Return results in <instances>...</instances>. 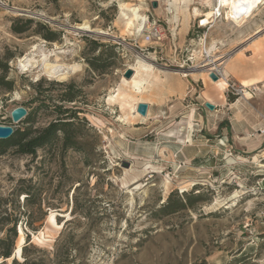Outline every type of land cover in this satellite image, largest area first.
Returning <instances> with one entry per match:
<instances>
[{"label":"rangeland","instance_id":"rangeland-1","mask_svg":"<svg viewBox=\"0 0 264 264\" xmlns=\"http://www.w3.org/2000/svg\"><path fill=\"white\" fill-rule=\"evenodd\" d=\"M121 4L139 8L142 30H128ZM217 8L216 0H0V62L14 86L0 90V125L24 105L35 109V128L57 118L56 104L81 112L80 150L0 156V238L18 219V264L27 235V264H264V83L241 85L264 76V0L241 24ZM205 15L211 24L202 25ZM87 23L95 34L76 30ZM43 25L59 40H46ZM41 50L81 71L58 80L20 67ZM139 59L155 67L143 96L124 82ZM210 68L226 79L213 83ZM37 81L40 100L29 105ZM66 93L77 101L62 103ZM140 103L151 106L145 119ZM169 198L185 207L169 213Z\"/></svg>","mask_w":264,"mask_h":264},{"label":"trees","instance_id":"trees-1","mask_svg":"<svg viewBox=\"0 0 264 264\" xmlns=\"http://www.w3.org/2000/svg\"><path fill=\"white\" fill-rule=\"evenodd\" d=\"M17 21H24L23 19H17ZM35 22L34 19L28 18L25 20V24L27 27H30ZM41 26V24H40ZM45 33L43 34V37L50 41V42H56L59 40L58 33L55 32L52 28H50L48 25L42 26ZM28 29V28H26ZM18 28V26H13V31L16 34H23L27 30ZM95 50H98L104 44H101L99 42L94 41ZM102 61V56L94 57L92 62L98 63ZM8 71L7 64H3L0 62V90L5 89L6 91L10 92L13 90V82H7L5 81L6 78V72ZM42 82L37 81L36 85H33L35 91L37 92V96L33 98L29 105H32L34 103L39 102L40 100V94H41V87ZM43 99V104L45 105ZM77 101L76 94L72 93H66L64 98L61 100L62 103H74ZM26 109L28 110L27 117L18 125L15 126V132L13 136L8 140H0V156L5 155L9 149L15 148L16 153L20 155H27L35 157L39 150L52 148L54 146H57L58 144L61 145L62 149L64 151H67L69 149H75L80 150L81 147H83V144L81 140H79L77 136V127L80 124V116L81 113L78 109H71L66 104H56L54 106V113L57 115V118L52 121L49 125L43 127V128H35V118H34V110L30 111V107L27 105H24ZM43 106V107H45ZM40 107V106H39ZM28 124L27 127L24 129L21 127V124ZM13 125L11 118L8 121L7 126ZM20 193H24L27 196L26 199H28V205H34L35 202L32 201V196L30 192H24V190H20ZM193 198H189V203L191 204L194 200ZM169 203L167 206H165V209L169 211V213L177 212L183 209L185 206L184 204L181 205H175L172 204L171 198H169ZM198 200V199H197ZM18 219L14 220V226L9 230V234L3 238H0V264H6L8 259L13 257V263L12 264H18L16 259L14 258V252H15V241L17 236L16 233V224ZM27 226H32V222L29 221L27 223ZM30 241L31 237L30 235L26 236V243L23 247L22 256L25 258L24 264H27L29 262L27 252L29 251L30 247ZM45 254H48L47 252H44ZM51 255V254H49ZM55 257H58V254L55 255ZM36 264V263H33Z\"/></svg>","mask_w":264,"mask_h":264},{"label":"bare ground","instance_id":"bare-ground-1","mask_svg":"<svg viewBox=\"0 0 264 264\" xmlns=\"http://www.w3.org/2000/svg\"><path fill=\"white\" fill-rule=\"evenodd\" d=\"M174 3L178 0H173ZM187 1V0H185ZM217 1V7L219 6L221 9H225L227 13V19H233L236 23L241 24L243 23L249 16H252L256 9L259 7V5L263 2V0H216ZM170 5V4H169ZM174 4H171V6ZM120 9L122 14L127 19V28L129 31L132 29H136L137 31L142 30L143 23L146 21V18L141 16L139 12V8H127L126 5L121 4ZM128 9L131 12V16L127 14L125 11ZM198 10H195V15H198ZM212 14V13H211ZM202 18V17H201ZM213 16H204L202 18V25H208L212 23ZM78 29L85 30V31H95L94 29L90 28V26L87 24L81 25L78 27ZM98 34H106L102 30H97ZM52 52V51H51ZM55 52V51H54ZM59 52V51H57ZM56 52V53H57ZM61 52V50H60ZM63 53V52H62ZM239 53V52H238ZM60 54V53H59ZM52 56L51 54H47L44 50H41V59L36 60L35 54H29L25 56L23 59H20L19 65L23 70H31L41 66L42 71L51 79H58V80H65L70 75L81 71V65L80 64H67L60 61V59L57 57L55 61H51L50 58ZM213 62V61H212ZM209 66H215V65H205V68ZM37 68V69H38ZM134 71V75L131 79H124V82L130 83L131 87L133 88L134 92L136 94H139L140 96H143L145 91L147 90V86L150 84V74L154 71V66L150 64L146 60L139 59L137 61L136 66L131 67ZM210 70H214L213 68ZM209 72V71H208ZM226 73L222 75L219 81L226 79ZM183 77H187L188 74L186 73H180ZM208 76V75H207ZM219 81H213V83H218ZM264 83V76L260 77H253L248 79H242L241 85L244 88H250L255 87L260 84ZM112 98V97H111ZM136 109V108H135ZM137 110V109H136ZM143 119L147 118L143 117Z\"/></svg>","mask_w":264,"mask_h":264},{"label":"water","instance_id":"water-1","mask_svg":"<svg viewBox=\"0 0 264 264\" xmlns=\"http://www.w3.org/2000/svg\"><path fill=\"white\" fill-rule=\"evenodd\" d=\"M157 6H158L157 2H154L153 7L157 8ZM76 30L77 31H83L81 29H76ZM86 32L91 33V34H95V32H93V31H86ZM133 75H134V71L130 68L125 72L124 77L126 79H131L133 77ZM209 76L213 81L219 80L218 76L213 72H211ZM205 106L210 111H214L216 109V107L210 103H206ZM148 108H149L148 104L140 103L137 107V112L141 116L146 117L147 113H148ZM27 115H28V110L24 106H19V107L15 108L10 114V118L12 120L13 125H9V126L0 125V140L10 139L15 132V126L14 125L20 124L27 117ZM123 167L129 168L130 164L125 163V164H123Z\"/></svg>","mask_w":264,"mask_h":264},{"label":"built area","instance_id":"built-area-1","mask_svg":"<svg viewBox=\"0 0 264 264\" xmlns=\"http://www.w3.org/2000/svg\"><path fill=\"white\" fill-rule=\"evenodd\" d=\"M216 12L218 13L219 16H221L220 8H217V9H216ZM156 34H157V35L160 34L159 31H156ZM160 36H161V35H160ZM210 72H213V73H215V74L218 75V76L220 75L219 70H217V69L210 70Z\"/></svg>","mask_w":264,"mask_h":264},{"label":"crops","instance_id":"crops-1","mask_svg":"<svg viewBox=\"0 0 264 264\" xmlns=\"http://www.w3.org/2000/svg\"><path fill=\"white\" fill-rule=\"evenodd\" d=\"M148 106H149V104H148ZM150 113H151V106H149V108H148L147 117L150 116ZM237 126L240 127V126H242V124H240V125L239 124H236L235 127H237Z\"/></svg>","mask_w":264,"mask_h":264}]
</instances>
